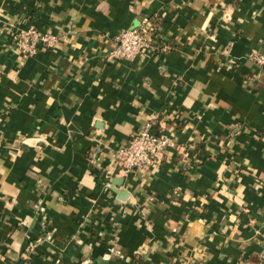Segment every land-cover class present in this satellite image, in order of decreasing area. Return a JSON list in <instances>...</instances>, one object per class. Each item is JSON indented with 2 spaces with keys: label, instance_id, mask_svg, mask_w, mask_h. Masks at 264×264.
Wrapping results in <instances>:
<instances>
[{
  "label": "crops",
  "instance_id": "crops-1",
  "mask_svg": "<svg viewBox=\"0 0 264 264\" xmlns=\"http://www.w3.org/2000/svg\"><path fill=\"white\" fill-rule=\"evenodd\" d=\"M156 43L110 62L116 34ZM59 36L25 57L15 34ZM264 0H0V264H264ZM171 136L123 176L146 122Z\"/></svg>",
  "mask_w": 264,
  "mask_h": 264
},
{
  "label": "built area",
  "instance_id": "built-area-1",
  "mask_svg": "<svg viewBox=\"0 0 264 264\" xmlns=\"http://www.w3.org/2000/svg\"><path fill=\"white\" fill-rule=\"evenodd\" d=\"M157 29L151 18L146 17L140 25L120 30L107 59L110 62H132L145 50L168 49L166 46L160 49L157 45ZM59 40L57 34L41 32L34 26L20 29L15 34L17 49L25 57L36 54L40 48H53ZM251 56L256 64L264 67V53L254 52ZM152 126L153 122H146L116 151V164L123 176L159 163L165 150L175 144L168 134L152 132ZM27 263L23 261L15 264Z\"/></svg>",
  "mask_w": 264,
  "mask_h": 264
},
{
  "label": "trees",
  "instance_id": "trees-1",
  "mask_svg": "<svg viewBox=\"0 0 264 264\" xmlns=\"http://www.w3.org/2000/svg\"><path fill=\"white\" fill-rule=\"evenodd\" d=\"M152 21H153V24L155 25V26H158L159 24H160V18L159 17H152Z\"/></svg>",
  "mask_w": 264,
  "mask_h": 264
}]
</instances>
